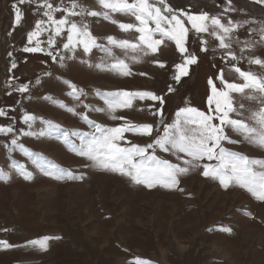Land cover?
Instances as JSON below:
<instances>
[{
	"label": "rangeland",
	"instance_id": "rangeland-1",
	"mask_svg": "<svg viewBox=\"0 0 264 264\" xmlns=\"http://www.w3.org/2000/svg\"><path fill=\"white\" fill-rule=\"evenodd\" d=\"M13 2L0 0V110L7 113L0 116V125L15 124L18 129L27 130L22 124L26 111L62 128L84 132L91 129L80 118L83 114L106 127L123 123L111 119L112 115L125 116L137 124L153 120L147 107L151 101L136 100L132 108L110 113L96 91L166 94L167 86L174 83V64L180 62V54L173 42L166 41L154 55L140 57L139 63L131 61V54L125 56L121 50L114 49L115 56L126 58L132 68L133 75L127 77L89 67V63L95 65L101 60L106 64L112 62L107 54L95 49L90 56L78 55L61 68L59 63H53L42 53H23L27 31L41 17L35 11V4L26 3L21 6L26 23L13 30ZM168 2L176 10L219 16L225 24L228 19L241 23L249 21L231 35L232 50L238 55L243 50V55L248 58L264 59V41H261L259 31L264 25V6L254 0H231L235 10L228 13L224 12L227 0ZM89 7L99 9L95 0ZM112 19L118 23L134 22V17L121 14H113ZM88 22L93 34L105 43L108 35L134 41L136 34L121 31L118 23L102 18H88ZM253 28L256 31L250 33L249 29ZM201 36L206 44L189 33L188 47L198 56V63L190 66L189 76L182 78L180 85H175L177 91L167 94L165 113L168 122L179 107L206 110L210 95L208 80L215 79L221 70L228 82L236 83L243 81L233 65L264 74V67L249 64L247 59L231 61L224 50L219 49L218 41L208 33ZM40 40H47V33L41 35ZM203 47L208 51H202ZM8 52L13 53L12 57ZM153 59L166 62V67L160 68ZM12 60L17 63L15 69L11 68ZM82 60L86 62L82 63ZM45 71L53 72V77H44ZM140 72L147 75H140ZM37 78L42 81L40 86L35 84ZM64 79L83 88L88 95L79 101L73 99L68 95L71 90L62 82ZM21 83L30 85L29 93L23 96L15 91ZM215 83L222 87L219 80ZM28 96L31 99H27ZM45 96L53 99L44 100ZM233 96L238 102L237 107L239 103L245 104L242 115L233 114V118L244 119L255 126L250 116L261 105L243 99L240 94ZM61 103L67 107H61ZM85 104L91 107L85 108ZM68 108H74L75 112H69ZM96 108L104 111H94ZM41 127L39 122L34 126L37 131ZM231 135L239 142H225L227 148L250 158L264 159V148L249 143L241 134L233 132ZM125 137L127 141L141 145L150 142L147 137L133 133H125ZM18 139L53 163L74 174H83L84 179L57 181L45 176L22 152L7 151L8 141L0 134V172L6 177L0 178V240L13 245L0 247V264H135L137 258L150 261V264H264V201L257 200L246 189L237 185L224 188L218 181L203 177L202 167L193 168L181 177L183 192L159 185L150 189L132 183L118 173L100 169L53 137L19 136ZM73 139L78 145V138ZM157 155L176 162L169 153L158 151ZM13 161L26 163L33 178L25 180L12 167ZM228 227L232 229L230 233L221 230ZM46 236L53 237L47 241L46 250L28 244Z\"/></svg>",
	"mask_w": 264,
	"mask_h": 264
},
{
	"label": "snow or ice",
	"instance_id": "snow-or-ice-1",
	"mask_svg": "<svg viewBox=\"0 0 264 264\" xmlns=\"http://www.w3.org/2000/svg\"><path fill=\"white\" fill-rule=\"evenodd\" d=\"M26 3L35 4V11L41 18L36 19L34 27L27 31V44L22 48L23 53H42L53 63H59L61 68L67 66L68 61L75 60L78 55L90 56L95 49L107 54L112 62L106 64L101 60L99 64L89 63V67L125 77L131 76L133 71L129 62H126V58L116 57L114 49L121 50L125 56L131 54V61L139 63L140 57L156 54L166 41L174 43L180 54V62L174 64L175 70L172 75L174 83L167 86L166 94H158L156 91L117 90L105 93L96 91V95L104 100L110 113H115L118 109H130L136 100L151 101L152 103L147 106L153 117L151 122L137 124L130 122L125 116L112 115L111 119L122 120L123 123L106 127L83 114L80 118L91 129L84 132L62 128L51 120L26 111L22 116V124L27 126V130L18 129L15 124L0 125V134L8 141L7 151L22 152L36 169L54 180H83V174H74L73 171L53 163L47 157L27 148L18 139L19 136L53 137L100 169L118 173L127 177L130 182L150 189L159 185L183 192L184 189L180 187L181 177L187 175L193 168L202 167L203 177L218 181L224 188L237 185L246 189L257 200L264 201V159L250 158L225 146V142L232 144L239 142L232 139L231 134L234 132L243 135L249 143L264 148V74L245 71L233 65L234 71L243 82H228L223 70L215 79L209 78L210 95L207 97L206 110L192 106L179 107L171 122L167 121L165 113L167 94L175 93L177 91L175 85H180L182 78L189 76L190 66L198 63V56L188 47L190 32L193 38L201 40L202 44H206V41L201 34L208 33L214 37L218 41L219 49L224 50L225 56L230 57L231 61L247 59L249 64L264 67V59L248 58L243 55V50L240 55L232 50L231 35L249 21L241 23L228 19L225 24L219 16H209L207 12L190 13L176 10L168 0H95L99 9L89 7L92 0H14L13 30L26 23L25 13L21 7ZM227 3L224 12L234 11L231 0H227ZM254 3L264 6V0H254ZM113 14L134 17V22L118 23L112 19ZM88 18H102L113 24L118 23L121 31L136 34L134 41L108 35L105 43L93 34ZM254 31L256 29H249L250 33ZM259 31L260 39L264 41V25ZM45 33L47 40L41 41L40 37ZM58 38H61L62 46L58 43ZM201 50L207 52L208 48L203 47ZM12 55V52H8L9 57ZM152 62L158 64L160 68L166 67V62L158 59H153ZM16 67V61L12 60L11 68ZM139 74L147 75L145 72ZM43 75L52 78L53 72L45 71ZM215 80H219L222 87H218ZM62 82L71 90L68 95L73 99L79 101L81 97L88 95L83 88H78L69 79ZM41 83L40 78L35 80L37 86ZM29 89L30 85L27 83L15 87V91L22 96L29 93ZM233 94H240L243 99L261 105L250 116L255 126L244 119L233 118V114L239 117L242 115L241 110L245 109L244 103H239L237 107L238 102ZM26 98L31 99V96ZM43 99L53 98L45 96ZM60 106L67 107L63 103ZM83 106L91 107L87 104ZM93 110L104 111L102 108ZM68 111L74 113L75 109L68 108ZM6 115V112L0 110V116ZM37 122L43 125L39 131L34 128ZM125 133L147 137L150 142L143 145L129 142ZM73 138H78V145ZM158 151L173 155L176 162L161 158L157 155ZM203 161L207 162L201 164ZM12 167L25 180L33 178L32 172L28 171L24 164L13 161ZM0 178H6L2 172ZM221 230L227 233L232 231L230 227ZM49 239L53 237L46 236L40 240L29 241L28 244L46 250ZM12 246L7 241L0 240V247ZM135 264H150V261L137 258Z\"/></svg>",
	"mask_w": 264,
	"mask_h": 264
},
{
	"label": "bare ground",
	"instance_id": "bare-ground-1",
	"mask_svg": "<svg viewBox=\"0 0 264 264\" xmlns=\"http://www.w3.org/2000/svg\"><path fill=\"white\" fill-rule=\"evenodd\" d=\"M236 52V51H235ZM200 78H201V76H200ZM117 86V85H116ZM169 116V115H168ZM98 120V119H97ZM56 156V155H55ZM55 158V157H54ZM25 165H26V163H25ZM70 189V188H69Z\"/></svg>",
	"mask_w": 264,
	"mask_h": 264
}]
</instances>
